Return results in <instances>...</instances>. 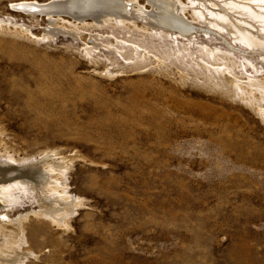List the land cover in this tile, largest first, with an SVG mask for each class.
Returning <instances> with one entry per match:
<instances>
[{"label":"rangeland","instance_id":"rangeland-1","mask_svg":"<svg viewBox=\"0 0 264 264\" xmlns=\"http://www.w3.org/2000/svg\"><path fill=\"white\" fill-rule=\"evenodd\" d=\"M21 1L51 0H0V163L5 147L31 158L8 176L45 151L77 155L63 182L83 201L64 232L34 214L30 193L0 208L12 220L29 215L25 264H264V120L240 98L208 91L197 66L218 82L259 86L262 51L227 46L225 31L187 40L99 22L80 37L45 39L49 21L12 6ZM22 27L27 36L7 32ZM205 47L231 53L232 74L209 66ZM162 49H181L179 59Z\"/></svg>","mask_w":264,"mask_h":264},{"label":"bare ground","instance_id":"bare-ground-1","mask_svg":"<svg viewBox=\"0 0 264 264\" xmlns=\"http://www.w3.org/2000/svg\"><path fill=\"white\" fill-rule=\"evenodd\" d=\"M145 3L140 0H51L44 4L21 1L12 6L33 16L45 15L48 24L50 23L43 35L45 39L55 38L60 32H70L73 36L80 37L81 29L97 28L98 22L101 26L104 24L111 29L135 31L146 37L159 35L163 38L178 33L187 37V40L197 31H225L229 40L227 46L239 43L247 50L260 49L262 52L258 56L264 55V0H146ZM189 7L190 16L187 15ZM64 15L70 16L71 21L62 22L61 17ZM88 19L92 23L86 22ZM9 30L7 32L20 36H27L28 32L26 27ZM113 42L119 43L118 40ZM92 49V46H86L84 53L89 55ZM203 51L207 57L205 62L209 66L223 64L224 71L221 73L232 74L236 59L231 53H224L213 47H205ZM176 52L180 53L181 49H162L163 59H179ZM197 66H200L201 73L205 75L203 80L208 91L217 90L229 98H240L264 120V80L259 82V86H254L252 82L243 85L236 78H224L223 82H218L211 68L198 63ZM256 70L258 71L257 68ZM105 73L108 74V71ZM177 73L180 81L188 77L179 68ZM2 130L0 129V146L4 141L1 138ZM10 150L9 147L3 149L4 161L0 163V208H10L16 202V192L30 193L33 198L37 197L39 204V210L34 214L47 218L61 228V231H66L71 227L70 220L76 208L83 203L81 199L66 196L63 182L77 155L57 158L60 153L45 151L38 161L27 165L31 158L25 156L17 160L10 154ZM15 163H27V168L17 170L18 175L8 176V172L14 171L10 166ZM2 174L8 177L3 176V179ZM28 218L29 215H22L12 220L7 215L0 214V264H25L33 254L31 247L24 248L29 242L25 228ZM56 246L57 244H53L52 248L55 249Z\"/></svg>","mask_w":264,"mask_h":264}]
</instances>
